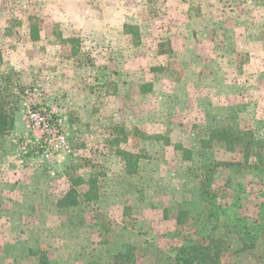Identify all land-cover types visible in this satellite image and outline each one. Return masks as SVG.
<instances>
[{
  "label": "rangeland",
  "instance_id": "rangeland-1",
  "mask_svg": "<svg viewBox=\"0 0 264 264\" xmlns=\"http://www.w3.org/2000/svg\"><path fill=\"white\" fill-rule=\"evenodd\" d=\"M1 90L0 264H182L213 238L264 264V0H0ZM30 108L64 136L43 158Z\"/></svg>",
  "mask_w": 264,
  "mask_h": 264
},
{
  "label": "trees",
  "instance_id": "trees-1",
  "mask_svg": "<svg viewBox=\"0 0 264 264\" xmlns=\"http://www.w3.org/2000/svg\"><path fill=\"white\" fill-rule=\"evenodd\" d=\"M39 33L34 31L32 34V39L34 41L39 40ZM4 91H0V136H5L10 131L13 130L16 122V108H11L6 102V96H3L2 94ZM215 136L218 137V140L225 143L229 149L232 151H239L242 153H245L246 155H253V147L252 144H247L246 140L239 135H237L234 131H232L231 128L226 129H220L216 132H213ZM263 145H260V149L258 150L257 155L260 158V163H264V157H263V151H264V142ZM241 147V148H239ZM70 179L73 180L72 176L70 175ZM88 184L89 191L86 193V197L88 200H97V198H94L95 190L97 182L96 180H89L85 181L82 178H76L74 179V182L72 184L74 186H79L82 184ZM75 191V190H74ZM71 190V192H74ZM70 198H73L70 196ZM67 199V198H65ZM76 202H67L66 200L64 202L60 203V207H70ZM186 214V212H181ZM180 219V218H179ZM226 242L223 240H217V239H210L209 242H202L195 244L191 247H185L182 248L180 253L177 256V260L179 263L182 264H219L220 259L222 257V253L228 249V247L225 246ZM131 255L130 253H124L117 256V258L124 259L129 258Z\"/></svg>",
  "mask_w": 264,
  "mask_h": 264
},
{
  "label": "built area",
  "instance_id": "built-area-1",
  "mask_svg": "<svg viewBox=\"0 0 264 264\" xmlns=\"http://www.w3.org/2000/svg\"><path fill=\"white\" fill-rule=\"evenodd\" d=\"M28 113L29 128L38 134V138L35 141L17 142L23 158L46 157L50 154L54 142L65 143L58 120L48 110L44 108H30Z\"/></svg>",
  "mask_w": 264,
  "mask_h": 264
},
{
  "label": "crops",
  "instance_id": "crops-1",
  "mask_svg": "<svg viewBox=\"0 0 264 264\" xmlns=\"http://www.w3.org/2000/svg\"><path fill=\"white\" fill-rule=\"evenodd\" d=\"M4 170V173L5 174H0V189H5V188H7V179H5L6 178V176L9 174V176L11 177V176H13V173H10V170H5V169H3ZM18 177H20L21 179H22V182H20V183H18V186L16 185V188H18L19 186L21 187V185L25 182V181H27L26 179H27V177H25V176H23V175H21V174H19V176ZM19 181V180H18Z\"/></svg>",
  "mask_w": 264,
  "mask_h": 264
}]
</instances>
